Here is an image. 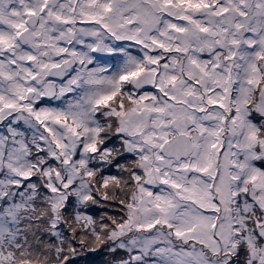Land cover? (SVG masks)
I'll list each match as a JSON object with an SVG mask.
<instances>
[{"label": "snow or ice", "instance_id": "6c2138e0", "mask_svg": "<svg viewBox=\"0 0 264 264\" xmlns=\"http://www.w3.org/2000/svg\"><path fill=\"white\" fill-rule=\"evenodd\" d=\"M0 264H264V0H0Z\"/></svg>", "mask_w": 264, "mask_h": 264}, {"label": "rangeland", "instance_id": "374dc122", "mask_svg": "<svg viewBox=\"0 0 264 264\" xmlns=\"http://www.w3.org/2000/svg\"><path fill=\"white\" fill-rule=\"evenodd\" d=\"M127 192V190H126ZM120 198L121 199H125L123 198L125 195V193H120ZM103 212H107L109 216H113L116 217L117 219H121V218H126V209L125 210H121V206L115 203L106 205L104 208H98L96 209L93 214L97 215L99 219V216L103 213ZM124 212V213H122ZM95 215V216H96ZM104 222H108V221H104ZM92 258H96L98 261H103L105 259H108L109 257H107L104 254V251L102 250L99 254H97L96 256L92 257Z\"/></svg>", "mask_w": 264, "mask_h": 264}, {"label": "flooded vegetation", "instance_id": "af4514ba", "mask_svg": "<svg viewBox=\"0 0 264 264\" xmlns=\"http://www.w3.org/2000/svg\"><path fill=\"white\" fill-rule=\"evenodd\" d=\"M133 54H134V55H139L140 53H139L138 51H136V50H133ZM144 91H153V89H152L151 86H145ZM105 174L107 175V174H109V173L106 172ZM111 174H117V173H116V170H115V169H112ZM123 198L126 199V196H124Z\"/></svg>", "mask_w": 264, "mask_h": 264}, {"label": "trees", "instance_id": "16d2710c", "mask_svg": "<svg viewBox=\"0 0 264 264\" xmlns=\"http://www.w3.org/2000/svg\"><path fill=\"white\" fill-rule=\"evenodd\" d=\"M122 213H124V212H122ZM92 214H93V213H92ZM93 215H94V214H93ZM95 215H96V214H95ZM95 215H94V217H95V218H98V216H97V215L95 216ZM90 258L93 259V260L98 261L96 258H92V257H90Z\"/></svg>", "mask_w": 264, "mask_h": 264}]
</instances>
